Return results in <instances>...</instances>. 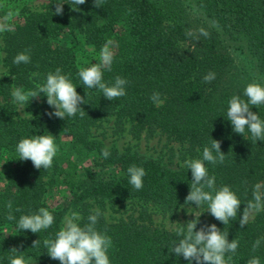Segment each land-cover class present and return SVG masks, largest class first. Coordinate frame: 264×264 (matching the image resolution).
Masks as SVG:
<instances>
[{
    "label": "trees",
    "instance_id": "1",
    "mask_svg": "<svg viewBox=\"0 0 264 264\" xmlns=\"http://www.w3.org/2000/svg\"><path fill=\"white\" fill-rule=\"evenodd\" d=\"M7 1L4 7L0 0V13L13 9ZM58 2L64 3L63 15H55ZM72 7L70 0H45L39 9L22 4L11 21L15 30L1 33L0 64L5 72L0 76V264L21 255L31 257V264H60L47 254L43 241L56 238L69 207L80 214L81 226L100 210L95 227L111 238L110 264H189L171 253L181 238L176 228L187 222L166 229L155 225L151 215L173 218L201 208H206V215H200L196 230L216 224L228 233L229 241H239L236 253L226 254V259L232 255L231 264H247L253 257L264 264V239L256 251L252 249L254 241L264 238V210L243 228L239 225L244 207L253 200L254 186L264 185V141L254 142L247 129L244 135L235 133L226 115L233 95L247 99L243 94L248 84L264 86V0H102L99 8L94 0H86L76 6L80 11ZM201 28L210 35H200ZM80 40L88 47L85 54L77 51ZM109 40L114 60L103 80L109 85L116 76L128 81L126 95L112 101L102 91L84 86L78 75L81 68L99 63L101 48ZM25 50H30V62L13 63ZM56 68L85 98V115L50 117L44 94L30 98L23 105L24 114L18 115L13 89L35 90ZM209 72L215 79L204 82ZM155 92L159 103L150 99ZM251 110L264 120V104ZM109 117L115 132L126 131L135 138L159 134L176 143L178 152L169 146L163 157L103 144L90 130ZM49 134L59 149L51 168L36 169L30 160H20L16 146L21 139ZM212 139L221 142L225 160L205 162L209 176H215L217 189L229 186L242 203L236 220L227 225L211 216L206 204H185L192 174L184 162L202 159ZM105 147L111 153L107 159L101 155ZM132 165L147 173L140 190L128 182ZM8 201L14 220L7 219ZM124 203L130 204L129 213L112 221L104 217L106 206ZM41 207L54 216L50 228L39 233L17 229L22 215ZM13 247L18 252L10 251Z\"/></svg>",
    "mask_w": 264,
    "mask_h": 264
},
{
    "label": "clouds",
    "instance_id": "2",
    "mask_svg": "<svg viewBox=\"0 0 264 264\" xmlns=\"http://www.w3.org/2000/svg\"><path fill=\"white\" fill-rule=\"evenodd\" d=\"M70 3L75 6L72 7L73 11H80L76 6L85 4L86 0H70ZM63 4L62 2L56 3L55 15H63ZM94 4L99 8L102 0H94ZM18 14V11L13 12L9 9L7 14L0 19V33L15 30L11 21ZM199 33L204 37L210 35L204 28L199 29ZM186 34L194 35L191 31ZM111 44L112 41L109 40L102 46L99 63L81 68L78 72L84 86L102 91L103 97L109 101L124 97L126 95L125 86L128 84V81L120 76H116L111 85L103 80L104 71H111L114 60ZM30 59V50H25L15 56L13 63L27 64ZM214 79L215 74L212 72L203 77L204 82H211ZM41 94L47 97V104L55 109L48 113L50 117L64 119L65 117H74L77 113L81 117L85 115V111L81 107L82 104H86L85 98L76 91V86L68 75L62 74L60 68H56L54 73H48L46 82L37 85L35 90L23 91L20 88H14L11 93L14 102L20 106L28 103L30 98H38ZM243 95L247 99L233 95L228 101L227 120L230 121L235 133L244 135L247 129L254 142L264 141V120L258 116L257 112L251 110L252 107L264 104V86L255 82L250 83L246 86ZM150 99L154 103H159L160 94L155 92ZM16 151L20 160H30L36 169H49L52 167L53 159L59 149L54 136L49 134L21 139L16 146ZM110 154L107 147L101 152L105 159ZM224 160L225 154L221 151V142L212 139L211 144L203 148L202 159H189L184 162V166L190 169L192 174L190 192L186 197L185 204H195L196 207L206 204L207 211L211 216L227 225L230 220H236L242 203L229 186L225 185L217 189L215 176H209L205 166V162L215 165L223 164ZM127 173L129 184L136 190L142 189L143 178L147 174L145 169L132 165L127 169ZM6 208L9 210L7 219L14 220L11 201L6 203ZM261 210H264V185L258 183L254 186L253 200L249 201L243 209L242 217L239 219L240 227L243 228L248 223L249 217L253 213ZM16 211L19 212L21 209L17 208ZM101 215L100 210L95 209L93 214L88 217L89 223L83 226L77 223L81 219L79 213L71 212L67 215L64 218V226L56 233V238L43 241L50 258L60 261V264H110L107 253L112 244L111 238L106 234H101L95 227ZM200 215L176 228V235L181 238L178 243H174L171 253L177 257L183 256L189 264H192L193 261L195 264H231L232 255H227L226 259V254L234 255L239 247V241L237 239L229 241L228 233L222 232L216 224H204L199 230H196L197 224L200 223ZM53 223V214L48 208L41 207L37 213L22 215L17 222V229L39 233L41 230L50 228ZM262 239L264 238L254 241L253 251L260 247ZM39 243V239L33 241V247ZM10 251L18 252L15 247ZM10 264H31V257L26 260L22 255L14 256L10 258ZM247 264H261V262L259 257H253L247 261Z\"/></svg>",
    "mask_w": 264,
    "mask_h": 264
},
{
    "label": "rangeland",
    "instance_id": "3",
    "mask_svg": "<svg viewBox=\"0 0 264 264\" xmlns=\"http://www.w3.org/2000/svg\"><path fill=\"white\" fill-rule=\"evenodd\" d=\"M5 1L4 7L8 6V1ZM45 3V0H11L9 2V6L13 9H11L13 12H16L22 4L33 8V9H39L41 5ZM7 14V13H6ZM5 13H0V19H2L5 15ZM14 19V18H13ZM13 21V20H12ZM0 39H1V33H0ZM0 46H1V40H0ZM77 46V51L82 54V53H87L88 47L84 45L81 40L78 41ZM5 72V68L0 64V76L3 75ZM15 103V102H14ZM16 105V112L18 115H23V106H20L19 104L15 103ZM52 112L55 110L53 107H51ZM91 135L95 137L96 139L100 140L103 144L105 145H113L116 146L119 149H123L125 147H131V148H137L141 151H145L147 153H155V154H162L163 157L166 156V150L171 146L178 152V145L176 143L168 142L164 136L155 134L150 137H145L143 135H140L139 137H131L129 133L126 131H120V132H115L113 130L112 126V118L109 117L106 120L102 121L100 125L93 126L90 130ZM176 155V153H175ZM179 155V153L177 154ZM173 158H175L173 156ZM54 199H59L60 201V196L56 195L54 196ZM131 211L130 204L124 203L122 205L120 204H115L114 206H106L103 209V215L108 221H112L116 219L117 217L124 216L127 213ZM206 208H201L198 209L192 213L186 212L183 214L178 213L175 217L170 218L165 214H161L158 212H152L151 219L152 222L159 226L163 227L166 229H171L174 228L176 225L183 223V222H188L192 219H195V216L201 215H206ZM71 212H75L74 210L67 208L65 211L62 219H61V226H64V218L69 215ZM255 213H253L250 217Z\"/></svg>",
    "mask_w": 264,
    "mask_h": 264
}]
</instances>
